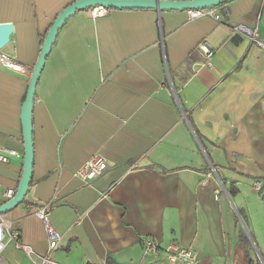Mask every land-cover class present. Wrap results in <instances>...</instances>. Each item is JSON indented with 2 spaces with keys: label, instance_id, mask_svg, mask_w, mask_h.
Listing matches in <instances>:
<instances>
[{
  "label": "crops",
  "instance_id": "0c3cea01",
  "mask_svg": "<svg viewBox=\"0 0 264 264\" xmlns=\"http://www.w3.org/2000/svg\"><path fill=\"white\" fill-rule=\"evenodd\" d=\"M72 1L0 0V23L13 24L0 51L24 67L0 63V151H15L0 163L1 189L15 190L22 173L21 109L41 41ZM226 8L219 20L87 9L61 25L34 92L29 187L4 214L22 246L10 264L48 252L42 205L62 264H172L169 243L193 248L195 264H264V49L231 30L257 25L264 37V6ZM201 41L211 68L200 66ZM93 156L106 168L74 176ZM146 239L160 249L145 255Z\"/></svg>",
  "mask_w": 264,
  "mask_h": 264
},
{
  "label": "built area",
  "instance_id": "2783aa9c",
  "mask_svg": "<svg viewBox=\"0 0 264 264\" xmlns=\"http://www.w3.org/2000/svg\"><path fill=\"white\" fill-rule=\"evenodd\" d=\"M262 6H264V0H262ZM109 8L103 6H94L88 9L89 15L92 18L97 16H102L108 12ZM187 16L189 19L197 18L200 16H209L215 20L220 19V14L218 13L216 6L207 7V8H198V9H186ZM232 32H237L248 38L250 43L255 44L257 47L264 49V37L259 34L257 25L253 27H246L242 24H235L231 27ZM198 49L203 54V61L200 66L211 68L212 67V57L214 50L207 46L203 41L199 42ZM0 63L12 68L14 70L23 71L24 67L11 59L6 54L0 51ZM10 154H15L14 150L4 149L0 151V163H5L8 161ZM106 168V162L103 158L99 156H93L85 161H83L74 171L73 175L78 176L83 181H88L95 176L99 175ZM207 177L210 176V173L206 174ZM220 186V185H219ZM256 190H261V184L258 181H255L253 184ZM14 189L6 187L1 189L0 183V204L9 199L13 193ZM36 215L42 219L44 224V229L46 236L48 238V252L36 256L33 260V264H62L51 257V252L57 247L59 235L55 232L52 226L49 224L47 219V210L46 206L42 205L37 208ZM143 252L145 255L154 254L160 249V245L157 241L152 239L143 240ZM9 242H13L15 248H22L21 244L18 241V231L16 227L13 226L12 222L6 218L4 214L0 215V260L1 252L5 249L6 245ZM161 249L165 252V258L169 263L172 264H195L199 262V257L197 252L191 247H183L177 243H169ZM24 253L30 256L33 253L31 248L23 247ZM233 264H240L234 262Z\"/></svg>",
  "mask_w": 264,
  "mask_h": 264
},
{
  "label": "water",
  "instance_id": "95a60500",
  "mask_svg": "<svg viewBox=\"0 0 264 264\" xmlns=\"http://www.w3.org/2000/svg\"><path fill=\"white\" fill-rule=\"evenodd\" d=\"M226 0H73L70 4L62 8L52 21L46 31L40 45V50L36 62L31 70L30 79L27 85L26 94L22 103L21 123L23 136V168L20 179L17 183L13 195L0 204V215L6 214L12 208L21 203L28 190L33 159L32 145V106L34 100L35 87L42 70L44 61L51 46L56 39L61 25L78 10H87L94 6L115 9H154L157 13L161 10H182L215 7ZM13 32V24L10 22L0 23V49L8 42L10 34Z\"/></svg>",
  "mask_w": 264,
  "mask_h": 264
},
{
  "label": "rangeland",
  "instance_id": "374dc122",
  "mask_svg": "<svg viewBox=\"0 0 264 264\" xmlns=\"http://www.w3.org/2000/svg\"><path fill=\"white\" fill-rule=\"evenodd\" d=\"M17 255V250L13 242H9L5 249L1 252L0 264H10L11 258Z\"/></svg>",
  "mask_w": 264,
  "mask_h": 264
},
{
  "label": "trees",
  "instance_id": "16d2710c",
  "mask_svg": "<svg viewBox=\"0 0 264 264\" xmlns=\"http://www.w3.org/2000/svg\"><path fill=\"white\" fill-rule=\"evenodd\" d=\"M226 3H227V0L216 6V9L219 11V13L222 15L223 18H225L227 16ZM191 59H192V57L190 55V56H188V59H186V60H188V62H189V61H191ZM221 181H222V183H224L223 179Z\"/></svg>",
  "mask_w": 264,
  "mask_h": 264
}]
</instances>
